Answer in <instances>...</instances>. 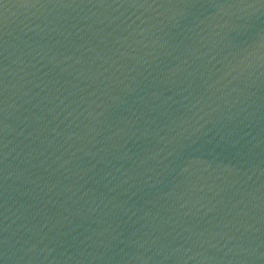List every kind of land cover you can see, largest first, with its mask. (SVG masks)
<instances>
[{"label":"water","instance_id":"water-1","mask_svg":"<svg viewBox=\"0 0 264 264\" xmlns=\"http://www.w3.org/2000/svg\"><path fill=\"white\" fill-rule=\"evenodd\" d=\"M0 264H264V0H0Z\"/></svg>","mask_w":264,"mask_h":264}]
</instances>
